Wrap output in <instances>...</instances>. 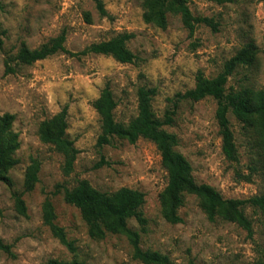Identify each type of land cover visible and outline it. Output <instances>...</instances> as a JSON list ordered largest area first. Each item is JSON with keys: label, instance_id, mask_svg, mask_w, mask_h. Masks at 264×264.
I'll return each instance as SVG.
<instances>
[{"label": "rangeland", "instance_id": "rangeland-1", "mask_svg": "<svg viewBox=\"0 0 264 264\" xmlns=\"http://www.w3.org/2000/svg\"><path fill=\"white\" fill-rule=\"evenodd\" d=\"M195 17L213 26L196 24L193 33L179 16L168 15L165 29L143 20V0H0V117L14 116L17 165L7 172L12 186L0 182V239L12 246L14 256L0 251V264H45L50 259L78 260L84 264H143L132 258L124 235L94 239L81 212L64 200L63 189L85 180L94 189L113 193L121 188L145 195L141 212L146 224L131 219L140 247L167 255L172 264H253L264 257V211L245 206L250 231L233 222L210 221L199 200L184 195L177 214L180 223L167 222L161 195L167 171L155 145L140 138L135 144L113 139L99 147L100 118L93 102L108 87L116 102V122L127 124L137 115L140 87L156 90L155 115L162 118L170 99L192 89L198 72L218 75L224 63L241 49L254 55L228 78L227 91L264 88V0H230L217 4L187 0ZM69 52L118 34H131L127 46L136 56L120 63L110 56L71 57L58 53L30 66L13 58L22 47L35 49L62 32ZM13 73H6V64ZM66 111V135L78 150L73 170L63 172V156L39 138L42 122ZM216 102L205 98L177 105L173 122L165 127L178 140L175 150L189 163L197 184H205L224 199L246 200L264 195V132L253 120L239 123L229 114L238 159L224 156L215 119ZM39 165L38 182L24 193V176L30 163ZM13 192L23 193L26 215L15 208ZM50 203L54 223L62 228L74 251L62 245L44 223L45 203Z\"/></svg>", "mask_w": 264, "mask_h": 264}, {"label": "trees", "instance_id": "trees-1", "mask_svg": "<svg viewBox=\"0 0 264 264\" xmlns=\"http://www.w3.org/2000/svg\"><path fill=\"white\" fill-rule=\"evenodd\" d=\"M99 12L104 15L101 0H95ZM217 4H224L230 0H208ZM143 20L158 28L165 29L167 16H179L183 25L193 33L196 24L213 26L208 18L195 17L187 0H143ZM2 6L0 4V11ZM131 34H118L115 37L97 43H92L80 52H69L64 43L66 34L63 31L56 38L42 44L38 48L28 49L22 46L14 56L19 64L30 66L37 61L44 60L58 53L68 54L71 57L87 55L110 56L120 63H133L136 56L128 48L127 43ZM254 55L250 49H241L235 56L227 60L222 71L213 78H207L198 72L195 77V86L184 93L176 94L170 99V106L162 118L155 115L152 101L156 90L140 87L137 91V115L127 124L116 122L114 110L116 102L111 90L104 88L98 99L93 102L101 123V134L97 145L103 147L110 145L117 138L135 144L140 138L152 142L161 157V164L167 171V185L161 195L162 214L164 219L172 224L180 223L181 218L177 211L184 203V195H194L201 209L210 221L221 219L233 222L250 231V222L243 212L245 206L264 211V195L246 200L224 199L219 192L205 184H197L192 176V169L187 160L175 150L178 140L174 134L166 131L170 126L181 102H198L205 98H212L216 102L215 119L221 137V148L224 156L231 162L238 159L237 148L228 115L231 114L242 124L257 121L264 132V88L260 90L242 89L227 91L228 78L235 70L253 63ZM14 68L6 64V73H13ZM14 116L4 114L0 117V182L8 187L12 186L7 172L14 168L18 160L15 152L19 148L18 136L11 130ZM66 111L49 120H45L39 127L40 140L53 147L63 156V172L69 175L78 154L72 140L66 135ZM40 165L33 160L27 167L24 176V193L34 189L38 182ZM23 193L13 192L12 197L16 211L26 215V206L22 198ZM66 203L76 207L82 214L89 228V235L94 239H103L108 234L124 235L132 248V258L143 264H172L167 255L155 251L143 250L140 247L139 234L128 227L131 219L136 220L140 226L146 224L141 212L145 202L144 193L129 188H121L113 193H104L92 188L87 181L82 180L71 189H63ZM44 223L49 226L52 233L60 243L69 250L74 251L71 241L66 237L64 230L54 223V214L50 203H45L43 212ZM0 251L14 256L12 246L0 239ZM45 264H84L78 260L64 261L50 259ZM187 264H196L190 260ZM253 264H264V257Z\"/></svg>", "mask_w": 264, "mask_h": 264}]
</instances>
